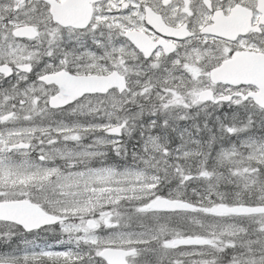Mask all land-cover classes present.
I'll list each match as a JSON object with an SVG mask.
<instances>
[{"label":"snow or ice","instance_id":"6c2138e0","mask_svg":"<svg viewBox=\"0 0 264 264\" xmlns=\"http://www.w3.org/2000/svg\"><path fill=\"white\" fill-rule=\"evenodd\" d=\"M0 264H264V0H0Z\"/></svg>","mask_w":264,"mask_h":264}]
</instances>
